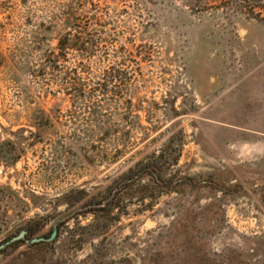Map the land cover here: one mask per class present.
<instances>
[{
  "label": "rangeland",
  "instance_id": "1",
  "mask_svg": "<svg viewBox=\"0 0 264 264\" xmlns=\"http://www.w3.org/2000/svg\"><path fill=\"white\" fill-rule=\"evenodd\" d=\"M0 264H264V0H0Z\"/></svg>",
  "mask_w": 264,
  "mask_h": 264
},
{
  "label": "trees",
  "instance_id": "2",
  "mask_svg": "<svg viewBox=\"0 0 264 264\" xmlns=\"http://www.w3.org/2000/svg\"><path fill=\"white\" fill-rule=\"evenodd\" d=\"M65 28H66L65 35L62 36L58 41V47H57L58 57L64 56L66 53H69V52L70 53L76 52L78 54L87 53L89 51V48H88L89 42L83 40L81 36L80 27L76 23L69 20L67 21ZM109 81L113 82V77ZM163 156H164L163 152L158 153V156L154 154L153 158L155 160H153V162H150L144 165L141 164V166L139 167H142V170H144V172H142L141 177H139L138 179L142 180V179L147 178L155 182L161 181L162 174L160 173L157 166H158V163L160 162L159 160L163 159ZM131 170L132 169H130L129 172L122 175L120 179L125 180L127 177H130L132 173Z\"/></svg>",
  "mask_w": 264,
  "mask_h": 264
},
{
  "label": "water",
  "instance_id": "3",
  "mask_svg": "<svg viewBox=\"0 0 264 264\" xmlns=\"http://www.w3.org/2000/svg\"><path fill=\"white\" fill-rule=\"evenodd\" d=\"M56 234H57V228H54V231L53 233L51 234V237L49 239H44V238H38V239H34L31 241L32 244L34 243H40V242H43V241H53L56 237ZM24 236H25V232H22L19 236L15 237L11 242L13 241H18L20 239H24Z\"/></svg>",
  "mask_w": 264,
  "mask_h": 264
}]
</instances>
